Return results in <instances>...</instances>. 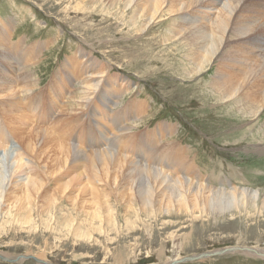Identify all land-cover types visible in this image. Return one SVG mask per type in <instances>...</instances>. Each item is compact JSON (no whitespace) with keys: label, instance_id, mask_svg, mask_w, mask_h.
<instances>
[{"label":"rangeland","instance_id":"obj_1","mask_svg":"<svg viewBox=\"0 0 264 264\" xmlns=\"http://www.w3.org/2000/svg\"><path fill=\"white\" fill-rule=\"evenodd\" d=\"M211 1L213 2L189 10L194 14L193 16L188 11L185 12L186 15L183 13L180 16L184 21L189 20L195 24L202 19L211 22L219 12V8L226 5L228 0ZM77 2V0H0V15H2L0 22L12 20L10 25L5 27V31L8 33L7 30H10L9 34L11 36L13 34V38L5 37L6 33L1 34L2 38H7L5 42L10 45L3 46L5 51L0 46V68L7 73V79H10L9 75H11L13 80H7L8 84L5 82V86L0 85V88L17 86L18 89H15L14 93L22 100L20 107L25 109V115H20L25 117L21 118L17 117L19 113L9 114L0 106V125L4 127L6 139L9 141L6 147L0 148L2 188L8 190L13 188L16 182H24L22 180L25 179L26 173L20 177L13 176L14 159L18 152L26 150L24 141L31 131L46 129L57 143L73 148V152L97 155L99 151L108 150L114 157L119 156L137 162L138 165L151 170L152 164L145 160V157L140 158L139 155L142 154L137 153L139 150L134 149L133 157L119 153L116 141L121 136H126V139L131 138L138 145L140 139L144 138L143 141L151 139L150 142L155 143L158 150L175 144L177 156L185 158L187 163L184 164L189 163L185 167L190 166L193 171L191 175L186 173L185 176L173 171L172 174L166 166L162 167L163 169L157 166L156 170L162 171L163 173H160L167 178L170 176H173L170 177L173 180L182 178L183 181L194 185H204L223 191L232 190L230 186L235 185L239 190L248 187L264 193V100H261L264 92L254 101V103L258 102L259 106L261 104V110L257 114H251L253 108L249 106L251 100L249 98L241 100V98L245 92L243 89L247 86L251 87L252 81L248 82V85L245 83L246 86L243 85L244 88L240 89L242 95L238 91L237 97L236 95L231 98L223 97L222 88L221 91L215 89L218 87L215 83L219 74L218 62L223 53H219L221 47L202 72L186 74V71L190 72L194 65L188 64L185 56L187 49L177 44L175 38H170L166 42L163 40L164 37L168 38L165 36L168 28L170 30L174 27L172 22L167 24L163 19L139 34L130 30L127 25H122L119 14V11L122 13V9L112 6L109 7L111 10L108 8L105 10L103 7L104 10H101L100 5L99 7L96 5L97 8L95 7L94 10L91 9L90 4L83 6L85 3L79 9H75ZM249 2L241 5L242 10L247 9ZM260 2L261 8L264 9V0ZM63 11H68L69 14L64 15ZM1 23L0 30L4 26ZM241 37L243 39L239 38L240 41L246 40L244 35ZM260 37L264 40V31ZM262 42L264 41H261L259 46H262ZM36 44L38 47L32 49L36 57L31 60L23 56L24 54L22 55L24 60L16 59L18 54L9 51L12 45H19L26 50ZM78 50L80 52H77ZM75 52L86 56L77 57L80 61L79 65L85 63L81 64V67L95 62L94 65L107 68H102L103 71L105 70L101 73L102 76L98 73L92 75L94 79L99 77L100 82L102 81L100 85L108 80L110 75H116L119 82L122 81L120 85L109 82L105 88L110 94L104 92L105 88H100L93 99L98 100L100 104L107 101L108 110L103 108V111L109 113L107 123H100L97 115L92 113L93 106L89 104L93 101L92 96L88 101L74 96L81 88L82 79L76 77L79 71L71 69V63L67 58L74 56ZM249 54L254 57L256 54L263 55L264 51H259L257 48ZM235 56L237 59H243V56L237 53ZM10 57L13 58V62L10 61ZM89 59L93 62L91 63ZM263 61L264 59L248 61L246 70L259 68ZM74 67L77 68L76 65ZM20 73H23V80L30 83L27 81L25 85L19 83ZM58 75H62V80L66 82V86L59 92V88L54 86L55 83L49 80L54 76L56 79ZM38 76L41 77L39 85L34 87L32 82ZM241 82L236 86H240ZM51 83L53 87L50 86ZM51 88L56 89L59 95L49 97ZM24 90L29 94L32 93L34 98H37V94H42L38 96L41 103L34 105L36 108L31 111L28 107L30 105L32 107V104L25 101L27 97L21 92ZM6 93L7 91L0 92V103L7 108L11 104V99L3 98ZM100 95H104V99ZM238 95L242 97L238 98ZM77 100L79 101L76 104ZM81 100L86 103L87 109L80 106ZM238 100L241 101L238 103ZM14 106L11 105V109ZM68 114H75L73 115L75 117L78 114V120L70 119L69 124L66 125L67 117H70ZM112 116L114 122L118 124L113 130L109 128L113 121ZM18 118L23 121L20 122ZM88 124L94 126L93 137L88 134ZM161 130L163 133L160 134ZM82 133L85 134V138L82 139L84 144L80 147L77 141ZM128 135L131 137H127ZM96 137H104L107 140L101 139L102 142L95 143V146L89 140H94ZM53 146L54 144L50 143V147ZM44 154L47 160L40 157L35 160L29 154L28 156L24 154L23 171L27 172L30 166L29 174H38L39 178H43L45 175L42 167L50 165L49 160H53L54 156L52 151H45ZM25 161H28L27 164ZM142 167L138 173H131V167L124 162L121 170L143 176L146 171L142 172ZM83 174L84 181H87V171ZM21 178L23 179L20 180ZM72 187L76 189L73 183L65 193L74 197L77 191L71 193ZM96 187L110 190L114 184L105 186L103 182H97ZM60 188L54 180H50L43 185L42 192H46L47 196L49 194L56 196ZM55 189H57L56 194ZM87 196L81 195L82 198L77 197V199L83 200V204L88 205ZM69 203L70 201L66 200L65 205L69 206ZM41 204L42 201H39L38 205ZM116 208L122 210V205L116 203ZM226 211L218 217L212 213L208 214V210L198 211L197 215L185 212L173 213L170 217H164V220L143 216L142 219L133 221V224L137 225V231H130L124 221H118L115 230L111 228L104 232L95 229L91 230L89 236L81 238L73 236L63 228L56 231L40 225L33 230L21 229L15 224H1L0 221V255L18 258L13 262L0 258V264H264V253H245L250 248L248 251H254V247L264 250V211L254 206L240 211L234 208ZM50 225H54V222L50 221ZM221 249L236 250L224 254H211ZM33 257H37L36 260ZM184 257L196 259L178 261Z\"/></svg>","mask_w":264,"mask_h":264},{"label":"bare ground","instance_id":"obj_2","mask_svg":"<svg viewBox=\"0 0 264 264\" xmlns=\"http://www.w3.org/2000/svg\"><path fill=\"white\" fill-rule=\"evenodd\" d=\"M77 1L78 2L75 5V9H79V7L83 5V3H85V5L83 6H88V4H90L91 9L93 8L94 10H96L95 9L96 5L97 6L100 5L101 10H104L103 8H105V10H107V8L111 10V8L109 7L112 6L122 9V13H120L119 11L122 25L123 26L127 25L130 30H134L136 33L139 32V34L141 32L146 31L153 23L154 24L160 23L163 19H165V23L167 24L172 22L174 24L173 25L174 27H171L170 30L168 28L167 33H165V36L166 37L168 36V38L164 37L163 40L166 42L170 38H175L177 40V44H180L181 47L187 49L185 56L188 60V64L190 65L194 64V65L192 66L190 72L186 71V74L189 73L197 74L199 72H202L204 68H206V66L211 63V60L215 57L219 48L221 47L219 53L222 52L223 53L221 54V57L219 58V62H218L219 74L217 76L218 79L215 82L216 85H218V87H215V89L219 90L220 88H222L224 92L223 97L227 98L228 96L231 98L233 95H236L237 97V94L239 92L242 95L240 89L244 88L243 85H245V83L246 85H248L249 84L248 82L252 81L251 87L247 86L243 89L245 90V92L242 95L243 97L241 96L242 97L241 98L239 94L238 98H241V100H247L249 98V100H251L249 102V106L253 107L251 110V114L252 113L257 114L258 111L261 110V104L259 106L258 102L254 103V101L255 98H258V96H260V94L264 92V61L262 62V65L259 68L255 67V69L249 68L248 70H246L248 68L247 67L248 61L254 59H264V54L263 55L256 54L254 57L251 56L252 53L251 55L249 54L251 51L257 48L259 51H264V42H262V46H259L261 44V41H264L263 37H260V34H262V32L264 31L263 29L264 20H262V18L264 17V9L261 8L260 0H228L226 5H222L219 8V12L216 14L215 17H213L211 22H209V20L207 19H202L199 20L196 24L193 22H189V20L184 21L183 17H181L180 14H183L188 11V13L193 16L194 14L190 13L189 10H192L194 7L196 8V6L199 5L203 6L205 3L209 4V2H213V1L211 0H107V2L106 0H77ZM247 1H250L247 4L248 6L247 9L243 8L244 10H242L243 4H245ZM125 9L126 11H124ZM63 12L64 15L69 14L68 11H63ZM114 14L117 15V13ZM168 20L169 22H166ZM10 21L12 22V20ZM10 21H5L6 24H4L5 23L4 21H2V23L0 22L1 24L4 25V26L2 25L3 27L0 30L1 47H3L4 45L8 47V45L10 44L6 43L5 40H7V38L10 37L13 38V34L12 36L9 34L10 30H7L8 33L5 31V27L10 25ZM205 23L207 24L205 25ZM208 23H210L209 26ZM5 33H6L5 37H7L6 39L1 37V34L5 35ZM242 35H244V38H246L245 41H240V39L241 40L243 39L241 37ZM37 45L38 44H36L35 46L34 45L30 46V48L28 47L26 50L21 48L19 45L17 46L12 45L10 47L11 50L9 51L10 53L14 52L18 54L16 59H21V58L23 59L22 55L24 54L23 56H26L27 58H29V60H31L36 57L32 49L37 48L38 47ZM18 51L20 53H17ZM77 52H80V50H78ZM77 52H75L74 56L72 57L68 56L69 58H67V61L69 60V62L71 63V67H72L71 69H76L79 71L76 77L82 79L80 82L81 88L77 91V94H74L75 98L77 96L81 99L88 101L90 96H92L93 98L91 100H93L94 97L97 96V93L100 90V88L104 89L109 82L114 85L121 84L122 81L119 82V78L116 75H110L108 80H105V82L100 85L99 83H101L102 81L100 82V79H98L99 77L98 78L96 77V79H94L95 77H93L92 75H95L97 73L99 75L103 73L105 70L104 71L102 70L103 68L102 65L96 66L94 65L95 62L92 63L93 62L92 59H89L92 64L88 62L90 64L89 66L81 67L80 65L82 63L79 65L80 61H78L77 59L86 56L81 53L76 54ZM236 53L243 56V59H237L235 56ZM13 55L15 56V54ZM12 59L13 58L10 57V61H12ZM86 61H88V59H86ZM75 65L77 66V68L74 67ZM88 67H92L93 69L92 68L89 69ZM235 67L238 68L235 69ZM103 69H107V68L105 67ZM25 72L26 71H24V73ZM6 74L7 73L0 68V85L5 86V82H7V80L9 81L13 80V78H11L12 77L11 75H9L11 80L7 79ZM8 74L10 73L8 72ZM22 75L23 73L21 74V76H19V79H21V81L19 82L18 80V82L24 83L23 85H25L27 84L26 83L27 80L26 81L23 80ZM27 77L25 78L27 79ZM62 77H63L62 75H58L56 79H54L55 76L49 79L50 82L53 81L52 83H55L54 86L59 88L58 92L61 91L66 86V82L62 80ZM40 78L41 77L38 76L37 79L34 78L35 80L33 82L31 81L34 87L39 85ZM15 81L16 80H14V82ZM240 81L242 82L240 83V86L237 87L236 85H238ZM52 83L50 86L53 87ZM23 85H21V87ZM12 86L13 85L0 88V92L7 91V93L3 98L5 99L9 98L8 100L11 99L10 100L11 104H9L10 106H8L7 108L5 105H2L1 103L0 106L3 108L2 110L4 112L8 111L9 114H13L14 112L19 113L17 114L19 115L17 117L23 118L25 116L23 117L20 116L23 114L25 115V111H24L25 109L23 110L22 107H20V103H21L20 101L22 100L18 99L16 94L14 93V90L18 89V87L17 86L12 87ZM106 90L107 88H105L104 92L109 95L110 93L107 92ZM24 91L26 92L27 90ZM24 91L21 92L23 93V96L25 95L27 97L25 101L27 103L32 104V107L31 105L28 107V109L31 111L32 109L36 108V106L34 105L41 103L38 96L42 94L39 93L37 94V98H34L32 93L30 94L29 92L25 93ZM58 92L56 91V89L53 90L51 88L49 92L50 93L49 97L53 98L56 97V95L58 96L59 95ZM28 97H30V99H28ZM100 97L103 98L104 95H100ZM262 97L264 98V93ZM263 98L261 100H264ZM35 100L38 101L35 102ZM241 100H238L237 102L239 103ZM78 101L79 100H77L75 103L77 104ZM81 101L82 102L79 103L81 104L80 106L86 107V103H84L83 100ZM97 101L98 100H93L92 103H89L92 104L93 106L91 111L92 113L97 115L96 117L100 123L101 122L107 123L109 121L108 120L109 113L106 110L103 111L104 107L108 110L107 101H104L105 103H101V104L98 103ZM11 105L12 106L15 105V106L11 109ZM85 109H87V107ZM39 112L40 111H38V114ZM138 114H140V111H138ZM73 115L75 114H71L70 117H67L68 120H66L65 123L66 125L69 124L70 119L75 118L78 120L77 118L78 114L76 117ZM113 118L114 117L112 116V119ZM20 119L18 118V120ZM22 121L23 120H20V122ZM66 125L64 126L65 128L67 127ZM117 125L118 124H116L113 119L111 125H109L110 126L109 128L113 130L117 128ZM3 128L4 127H1L0 125V148L6 147L9 142L6 139V134H5L6 132L4 131ZM66 130H68V128H66ZM121 131L123 133V130ZM161 133H163V130H161L160 134ZM88 134L92 137L94 136V126L92 124L88 126ZM123 135H125V133H123ZM129 136L130 135H128L127 137ZM121 137L120 139L116 138L118 139L116 143L118 144L119 153L120 152L125 153V155H129L133 157L135 154L134 149L136 148L137 151L139 150L137 153L142 154L139 155L141 156L140 158L145 157V160H147L150 164H152V170L138 165L137 162H131L130 160L123 159L122 157L119 156L114 157L108 152V150L99 151L97 155L95 154L83 155L80 154L79 151L73 152L72 151L73 148L57 143L52 137H50V132H48L46 129L45 130L36 129V131H31L30 135L26 139L23 137L25 139L24 142L26 145V150L24 152H20V153L18 152L16 159H14L15 164L13 169L15 170L13 176L14 178L20 177L21 175H24L23 173H26L25 179L23 178L20 179V180L23 179L22 181L24 182L23 183L16 182L13 188L6 190L5 188L4 189L2 188L1 185L2 180L0 181L1 224L3 223L9 225L15 224V226L17 225L21 229L28 228L31 230L36 229L40 225L43 226L45 225L46 229H50V230L53 229L56 231H60V229L63 228L69 231L73 236L75 237L77 236L81 238V237L89 236L91 234V230L96 229L99 231L106 232L111 228L114 229L117 226L118 221H124L126 227H128L130 231H135L137 229V225L133 224V221L142 219L143 216H145V218L147 217L149 219H154V220L157 219L164 220L165 219L164 217L166 216L170 217L171 214L173 213L178 214L185 212L190 215L191 214L197 215V213L199 212H205L208 210V214L212 213L214 214L215 217H218V216H222L221 214H223L224 212L226 213L227 212L226 210L228 209L234 208V210L240 211L241 209L251 206H254V208L257 207L258 210L260 211H264V193H260L259 190L257 189L243 187L240 188L239 190L235 185L233 186L231 185L230 187L232 188V190L223 191V190L206 187L204 185H194L191 182L183 181L182 178H180L181 180L179 179L173 180L172 178H170L173 176L167 178L166 176L162 175L160 173L162 171L159 172L158 170H156L157 166H160L161 168L162 167L164 168V166H166L168 167L170 172L173 171L176 174L182 173L185 174V176L186 173L190 175L192 174L191 173L193 171L191 169L192 167L191 168L190 166L185 167V165L189 164V163L184 164L187 163L185 161V158L177 156V149L175 147V144L168 145L166 148L162 147L163 149L160 148V150H158L156 144L150 142L151 139H149L150 141H145V140L143 141L144 138L140 139L138 140L139 143L137 145L135 144L137 142L132 141L131 138H129L128 140L126 139V136L125 137L123 136L124 138ZM83 138H85V134L83 133L78 136L77 143L79 144L80 147L82 146V144H84L82 142ZM136 138L138 139V137ZM101 139L103 141L107 140L104 137H100V138L96 137V139L89 141L91 142V144L94 143L95 145V143L100 144V142H102ZM50 143H53L54 146L50 147ZM45 151H52L54 156L52 157L53 160L52 159L49 160V162L51 163L50 165H44L42 167L45 175L43 178L42 177L39 178L38 174H29L31 171H30V166L28 165L26 166L29 167V170L27 168L26 169L29 171V173L28 171L27 172L23 171L24 161H22V159L24 154L27 156L29 154V156H32L33 158H35V160H37V157L44 158L47 160V157L44 154ZM10 153L12 154V152ZM182 158L184 160H182ZM27 162L25 161L26 164ZM124 162L126 164H129V167H131V171H130L131 173H138L140 171V167H142L141 169L142 172L143 170H145L146 174L140 176L137 174H131L125 172V170L122 171L121 167H123ZM84 171H87L86 174L87 181H84V174H83ZM15 172H17V174ZM0 173L2 179L3 174L1 171ZM50 180H54V183H56L58 187H61L59 193H57V189L54 190V193L55 194L57 193L56 196H52L50 194L49 196H47L48 194L46 195V192L44 193L42 192L43 185ZM97 182H103L105 186H107L108 184L110 185L114 184V187H111L110 190L106 188L108 190L107 191L106 189L96 187ZM73 183L75 184L76 189L74 190L72 187L71 193H73V191H77L74 197L70 196V194L68 193H65L67 188L71 186ZM191 185L194 186L192 187ZM81 195H86V196L88 195L87 196L89 197L88 205L83 204L82 202L83 200L80 201L77 199V197H81ZM66 200H68V202L70 201L69 206L65 205ZM39 201H42L41 205H38ZM115 202L117 204L120 203L122 205L121 208L122 210L116 208ZM131 216H134L135 218ZM50 221L54 222V225H52L53 227L50 225ZM254 249H255L254 251L247 250L245 253H252V252L255 253L258 252V254L264 253L263 249L260 250L259 248L256 247H254Z\"/></svg>","mask_w":264,"mask_h":264},{"label":"water","instance_id":"obj_3","mask_svg":"<svg viewBox=\"0 0 264 264\" xmlns=\"http://www.w3.org/2000/svg\"><path fill=\"white\" fill-rule=\"evenodd\" d=\"M236 249H221V250H217V251H214V252H210L211 254L213 253H219V254H224V253H227V252H231V251H235ZM209 254V253H208ZM208 254H202V255H208ZM20 257H25V256H20ZM0 258L1 259H4L6 261H9V262H13L15 261L16 259L18 258H7L6 256H3V255H0ZM200 258V256L198 257ZM34 260H36L35 257H33ZM192 259H196L195 257H184L182 259H179L178 261H187V260H192ZM174 263V260L172 261Z\"/></svg>","mask_w":264,"mask_h":264}]
</instances>
